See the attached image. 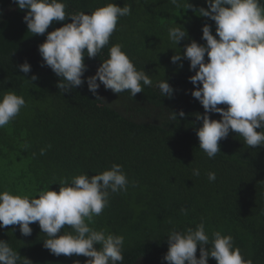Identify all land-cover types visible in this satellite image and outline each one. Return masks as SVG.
<instances>
[{
    "label": "trees",
    "instance_id": "trees-1",
    "mask_svg": "<svg viewBox=\"0 0 264 264\" xmlns=\"http://www.w3.org/2000/svg\"><path fill=\"white\" fill-rule=\"evenodd\" d=\"M62 2L68 13L90 14L107 3L129 5L131 13L119 19L97 57L85 55L84 85L63 93L59 78L41 66L38 46L47 33L32 35L23 20L28 10H20L13 0H0V96L13 91L26 102L18 116L0 128V191L31 196L41 189L58 192L62 179L70 183L73 176L96 175L119 164L129 181L127 190L110 195L92 226L124 236L123 264H167L163 257L168 232L201 222L210 237L215 231L231 235L246 260L264 264V147H249L230 131L219 142L221 152L208 158L196 134L202 123L196 113L204 109L191 96L195 86L189 77L195 73L187 60L170 61L192 40L206 43L205 24L216 35L214 21L188 8H207L206 0H178L179 6L171 0ZM70 22H53L47 32ZM183 27L187 39L173 43L169 29ZM114 44H120L137 70H145L152 80L135 97L127 91L116 94L102 84L96 95L88 90L86 78L109 58ZM25 61L31 66L28 74L18 67ZM32 75L38 79L30 82ZM166 79L174 89L172 98L162 97L157 86ZM181 110L184 117L179 116ZM171 112L177 115L175 121ZM210 118L219 120L220 115L212 113ZM193 169H199L198 177ZM209 172L216 174L214 182ZM30 227V236H23L18 225L0 228V240L20 256L17 264H84L89 259L51 254L43 246L48 237L38 222ZM196 255L199 258V246ZM208 264H216L215 259L209 257Z\"/></svg>",
    "mask_w": 264,
    "mask_h": 264
},
{
    "label": "clouds",
    "instance_id": "clouds-1",
    "mask_svg": "<svg viewBox=\"0 0 264 264\" xmlns=\"http://www.w3.org/2000/svg\"><path fill=\"white\" fill-rule=\"evenodd\" d=\"M13 2L20 10H28L23 17L28 32L32 35L47 33L45 41L38 46L41 66L49 67L59 78L57 86L63 93L84 85L85 55L97 57L109 44L119 19L131 13L129 5L121 7L115 3H107L86 14L66 12L62 0ZM171 3L179 6L178 0ZM206 4L207 8H195L191 4L188 8L214 21L216 35L212 33V26L205 24L202 39L206 43L192 40L170 61L177 64L187 60L189 70L195 73L189 77L195 86L191 96L204 109L203 114L196 113V119L202 122L196 134L199 148L212 159L221 152L219 142L226 139L230 131L243 137L249 147H264V0H206ZM69 18L70 23L47 32L53 22ZM169 38L179 44L187 39V32L184 27L170 28ZM179 66L183 67L182 63ZM18 67L25 74L31 71L27 61ZM36 79L38 77L32 75L29 81ZM86 83L93 95L102 84L116 94L127 91L135 97L143 92L144 86L152 85V80L145 70H137L120 44H114L109 48V58L102 61L94 75L86 78ZM157 86L162 97L172 98L174 89L167 79ZM25 104L23 96L13 91L0 96V128L9 125ZM212 113H218L220 119L210 118ZM179 116H185L183 110ZM170 118L175 121L176 113L171 112ZM193 175L198 177L199 169H193ZM208 179L214 182L216 174L209 172ZM128 183L122 166L113 164L96 175L73 176L70 183L62 179L58 192L41 189L36 196H31L0 191V228L18 225L23 236H30V224L38 222L42 233L48 237L43 246L55 256L82 255L89 258L84 264H123L124 236L97 230L92 225L94 218L107 207L110 195L126 191ZM181 212L187 215L186 209ZM66 227L70 231H64ZM166 237L168 250L163 260L167 264H208L209 257L214 258L216 264H253L234 246L231 235L215 231L210 237L203 222L184 230L173 227ZM19 259L18 252L7 241L0 240V264H17Z\"/></svg>",
    "mask_w": 264,
    "mask_h": 264
}]
</instances>
